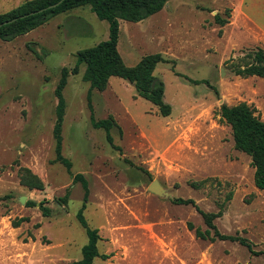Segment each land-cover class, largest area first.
<instances>
[{
    "label": "rangeland",
    "instance_id": "1",
    "mask_svg": "<svg viewBox=\"0 0 264 264\" xmlns=\"http://www.w3.org/2000/svg\"><path fill=\"white\" fill-rule=\"evenodd\" d=\"M24 1L0 0V13ZM216 13L227 19L224 25L215 22ZM107 37L108 22L85 5L10 41L0 39V264L81 259L87 236L76 219L84 193L74 179L78 173L89 189L85 219L98 229V251L109 254L93 264H264L263 255L236 241L196 237L188 223L205 230L202 215L174 202L191 198L204 212L221 209L213 220L220 232L238 233L264 251V189L256 187L250 157L235 148L219 113L222 104L246 102L264 121V77L234 72L264 50V0H168L144 20L119 19L117 48L125 64L156 52L165 58L154 74L164 82L171 113L161 116L117 76L104 90L91 88L81 64L63 89L67 170L55 160V88L77 50ZM110 115L120 150L91 123ZM21 168L44 188L22 185ZM153 180L158 188H151ZM20 217L27 219L14 226Z\"/></svg>",
    "mask_w": 264,
    "mask_h": 264
},
{
    "label": "trees",
    "instance_id": "2",
    "mask_svg": "<svg viewBox=\"0 0 264 264\" xmlns=\"http://www.w3.org/2000/svg\"><path fill=\"white\" fill-rule=\"evenodd\" d=\"M168 0H26L9 11L0 13V39L10 41L17 36L24 35L29 31L43 25L54 16L72 10L74 8L88 5L92 12L100 20L108 22V37L95 45L77 50L74 66L68 70L63 67L61 76L55 88L57 103V120L54 126V139L56 150V161L61 162L67 170H70L71 163L61 153V125L64 115L65 101L63 89L67 82L69 73L76 74L79 66L84 64L83 79L90 83L91 88L104 90L111 76H117L127 80L135 88L136 94L155 105L161 116H168L171 113V105L164 101V82L159 79L154 70L159 62L165 58L158 52L146 54L134 65L125 64L117 45L119 38V19L138 22L150 15L160 11ZM27 14V15H26ZM7 22L9 20H12ZM214 20L224 25L227 19L222 18L218 13ZM34 51V50H33ZM37 53L36 51H34ZM235 74L242 77L259 76L264 77V50L258 48L252 54V61L235 69ZM220 117L230 125L234 146L236 149L246 153L250 157L251 166L254 168L255 185L264 189V121L256 114V108L246 102H239L235 105L222 104L219 108ZM95 128H102L106 132L107 142L115 149L120 150L118 145L113 143L110 134L112 127L117 126L116 121L110 115L107 118L95 120L91 118ZM118 127V126H117ZM120 131V129H119ZM121 132V131H120ZM20 183L29 189L44 188L42 180L28 168H21L19 171ZM76 181H80L84 193L82 203L76 211V219L84 228L87 242L82 246L81 259L68 264H93L95 258L107 259L109 254L100 253L97 242L100 239L97 228H91L84 216L87 198L89 194L88 184L82 174H76ZM5 197V196H4ZM178 204H190L202 215L206 229L194 228L188 223L189 229H194L195 236L202 239L230 240L236 241L247 247L252 255H263L264 251L255 250L253 244L246 237L236 234H224L214 224V218L221 215L220 209L216 213L204 212L198 208L191 198H176ZM29 205H36L30 201ZM43 216H49L51 210L44 204L38 203ZM20 217L13 220L14 226L26 220ZM254 264V263H248Z\"/></svg>",
    "mask_w": 264,
    "mask_h": 264
},
{
    "label": "water",
    "instance_id": "3",
    "mask_svg": "<svg viewBox=\"0 0 264 264\" xmlns=\"http://www.w3.org/2000/svg\"><path fill=\"white\" fill-rule=\"evenodd\" d=\"M26 15H27V14H26ZM10 21H13V19H12V20H9V21H7V22H10ZM150 186H151L152 189L158 188V183H157V181H156V180H153V181L151 182ZM21 200H22V199H21Z\"/></svg>",
    "mask_w": 264,
    "mask_h": 264
}]
</instances>
